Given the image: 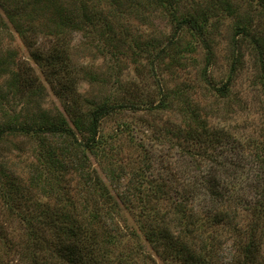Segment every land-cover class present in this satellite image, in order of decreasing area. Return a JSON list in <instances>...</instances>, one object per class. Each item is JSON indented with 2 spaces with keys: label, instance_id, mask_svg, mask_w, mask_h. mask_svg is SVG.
Listing matches in <instances>:
<instances>
[{
  "label": "trees",
  "instance_id": "trees-1",
  "mask_svg": "<svg viewBox=\"0 0 264 264\" xmlns=\"http://www.w3.org/2000/svg\"><path fill=\"white\" fill-rule=\"evenodd\" d=\"M182 1L146 0L164 6L174 25L161 46L134 40L139 55L182 58L183 51L190 50L188 42L181 46L184 32L205 45L217 14L240 13L235 0H207L179 11ZM245 1L250 11L233 22L232 46L240 44L241 36L264 65V0ZM0 7L4 9L2 2ZM70 19L60 17L57 27L70 26ZM14 25L32 61L70 103L69 120L59 116L32 125L0 126V139L19 132L62 140L50 148L39 140V165L27 186L6 179L1 187L6 208L0 222V264H264V129L245 141L248 155L237 156L239 137L211 125L187 102L175 131L166 126L163 133L158 129L150 134L153 124L146 126V157L136 162L128 155L121 158L123 151L114 143L125 135L137 145V128L107 130L104 124L138 103L104 98L78 110L72 95L75 82L64 66L67 48L60 40L34 48L37 43L25 34L29 28ZM205 47L210 65L213 50L207 43ZM232 57L226 80L211 85L222 97L230 90L241 58L234 53ZM16 76L28 89L41 85L32 66ZM204 77L201 72V78L210 81ZM259 80L264 86V72ZM158 91L154 107H169L167 90ZM169 144L179 148L180 159L158 163L156 151ZM243 158L251 161L242 163ZM69 170L77 173V182L62 185L61 177ZM14 218L20 222L16 235L7 230Z\"/></svg>",
  "mask_w": 264,
  "mask_h": 264
},
{
  "label": "rangeland",
  "instance_id": "rangeland-1",
  "mask_svg": "<svg viewBox=\"0 0 264 264\" xmlns=\"http://www.w3.org/2000/svg\"><path fill=\"white\" fill-rule=\"evenodd\" d=\"M235 1L240 13L217 14L220 17L215 22L213 19L206 41L213 56L210 65H206V43H200L188 32H184L180 42L182 47L188 42L190 50H184L178 61L172 57L157 60L137 53L134 40L161 46L170 38L174 25L164 6L151 5L146 0H0V6L1 2L4 6L0 7V126L32 125L59 116L69 120L66 106L70 99L61 96L58 87H53L32 61L14 25L17 22L29 28L25 34L29 41H34L33 45L37 43L34 48L47 47L58 40L67 48L64 66L75 82L72 95L78 110L104 98L115 103L124 99L136 106L138 103L136 109L125 108L104 124L107 130L117 126L137 128V145L125 135L114 143L116 150L123 151L119 157L128 155L135 162L146 157V126L153 124L155 130L150 134L158 129V133H163L166 126L175 131L179 116L183 115L181 108L187 102L211 125L230 129L239 137L237 144L241 149L237 156L248 155L245 141L264 129V86L259 80L264 65L247 42H241V36L240 44L232 46L233 22L250 11L245 0ZM197 3L205 5L207 0H183L177 9L192 10ZM67 15L71 17L70 26L57 27L56 20ZM86 16L88 20L84 21ZM233 53L241 58L229 83L230 90L222 97L211 85L220 86L226 80ZM28 66L39 75L41 85L37 88L28 89L16 76ZM201 72L209 82L201 78ZM159 87L167 90L169 107H154L161 96ZM39 140L48 148L62 143L58 136L36 138L19 132L0 139V222L5 219L6 208L1 187L6 179L27 186L29 176L39 165ZM179 155V148L169 144L168 148L159 146L155 158L165 164L167 160L180 159ZM90 159L95 162L93 157ZM250 161L243 158L241 162ZM76 180L74 170L61 177L62 185H75ZM19 226V220L14 218L7 230L16 235Z\"/></svg>",
  "mask_w": 264,
  "mask_h": 264
}]
</instances>
